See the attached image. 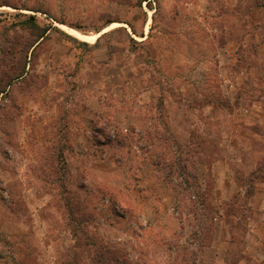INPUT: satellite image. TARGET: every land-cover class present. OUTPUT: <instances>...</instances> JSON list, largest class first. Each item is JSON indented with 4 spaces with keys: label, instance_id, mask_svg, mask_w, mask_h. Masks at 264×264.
Returning <instances> with one entry per match:
<instances>
[{
    "label": "rangeland",
    "instance_id": "rangeland-1",
    "mask_svg": "<svg viewBox=\"0 0 264 264\" xmlns=\"http://www.w3.org/2000/svg\"><path fill=\"white\" fill-rule=\"evenodd\" d=\"M262 3L0 0V264H264Z\"/></svg>",
    "mask_w": 264,
    "mask_h": 264
},
{
    "label": "crops",
    "instance_id": "crops-1",
    "mask_svg": "<svg viewBox=\"0 0 264 264\" xmlns=\"http://www.w3.org/2000/svg\"><path fill=\"white\" fill-rule=\"evenodd\" d=\"M257 8L259 10H264V3L260 4L259 6H257ZM246 23H248V22H246ZM252 23L253 22H250L249 24L251 25ZM258 23H259V21H258ZM258 23L256 21L254 23V25L256 26V24H258ZM247 28H249V27H247ZM247 32H248V30H247ZM247 32L245 34L246 37H249L250 36V38H253L256 35V32L253 29V27L250 30L251 33L249 32L250 34H247ZM75 51H76L75 49H71V53L68 54V57H65V60H66L67 63L72 64V65H75L76 64L77 61L74 63V62H72L70 60V58L72 57V55L75 54V53H73ZM229 56L230 55L227 54L226 57L229 58ZM57 79H58V77H57ZM257 104H258V102L254 101V103H252V107L255 108L257 106ZM92 108H94L93 111H92V114H90V115L86 114L84 116V118L81 120L82 121V125L84 126V128H80L78 130L76 129L77 135L79 136V139H78L79 141H78V143H74V145L72 147L75 150H77L79 147H82L83 148V146H86V144L88 142V139H87V136L86 135L89 133L88 132L87 124L90 123L92 116L95 114L94 110L95 109L98 110L99 108H101V105L98 103L97 107L94 106ZM245 112L247 114V111L246 110H244V114H245ZM56 117L57 116L55 114L54 115V119L52 121L55 122V120L57 119ZM253 118H256V117L254 116ZM257 118H259V119L262 118L263 119L264 116L262 115V113H260V115H258ZM228 166H229V169H230L229 171H230V175H231L230 177H228L230 180L229 181H225V180H222L221 181V180L217 179L216 184L218 183L219 187L221 189H223V191H228L227 189H229L230 191H232L235 187L238 188L239 190H241L240 187L237 185V183L234 180V172H233V170H231L230 165H228ZM212 168H214V166H212ZM221 183H222V185H220ZM232 194H234L233 191H232L231 194H229L228 198ZM38 198H40V197H38ZM38 198H37V200H38ZM40 199L42 200V198H40ZM223 199H227V198H223ZM252 199H253L254 202H257V203L260 202V207L259 208L254 205L255 207L253 208L252 215L254 217L258 218V220H260V222H261L264 219V183L255 185ZM35 211L37 212V209H35ZM254 241H255V244H256L257 247L264 246V242L260 238L257 239L256 237H254ZM252 258H254L256 261L263 260V259H256V257H252Z\"/></svg>",
    "mask_w": 264,
    "mask_h": 264
},
{
    "label": "trees",
    "instance_id": "trees-1",
    "mask_svg": "<svg viewBox=\"0 0 264 264\" xmlns=\"http://www.w3.org/2000/svg\"><path fill=\"white\" fill-rule=\"evenodd\" d=\"M23 75H24V70H23V73L18 72L17 75H15L13 78H11V80H9V83L7 84V86H9L13 80H18L20 78L22 79ZM1 93H3V91H1ZM117 260H118V257L112 250L101 248L100 252L96 255L95 262L97 264L99 262H101L102 264H117L118 262Z\"/></svg>",
    "mask_w": 264,
    "mask_h": 264
},
{
    "label": "bare ground",
    "instance_id": "bare-ground-1",
    "mask_svg": "<svg viewBox=\"0 0 264 264\" xmlns=\"http://www.w3.org/2000/svg\"><path fill=\"white\" fill-rule=\"evenodd\" d=\"M58 28H60L62 31H64L65 33H67L68 35L83 41V42H87V43H92V41H94V39L97 37L96 35H84V34H80L72 29H69L67 27H65L64 25H60L57 24Z\"/></svg>",
    "mask_w": 264,
    "mask_h": 264
}]
</instances>
